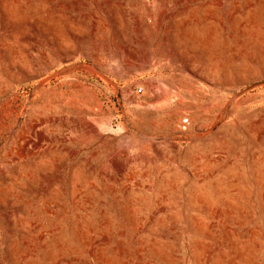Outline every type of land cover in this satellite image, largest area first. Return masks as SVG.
<instances>
[{
  "label": "rangeland",
  "instance_id": "1",
  "mask_svg": "<svg viewBox=\"0 0 264 264\" xmlns=\"http://www.w3.org/2000/svg\"><path fill=\"white\" fill-rule=\"evenodd\" d=\"M264 0H0V264H264Z\"/></svg>",
  "mask_w": 264,
  "mask_h": 264
},
{
  "label": "water",
  "instance_id": "2",
  "mask_svg": "<svg viewBox=\"0 0 264 264\" xmlns=\"http://www.w3.org/2000/svg\"><path fill=\"white\" fill-rule=\"evenodd\" d=\"M262 84H264V80L254 82V83H252V84H250V85L244 87V88L241 89L240 91H238V92L236 93V96H240V95H242V94H244V93H246V92H248V91H250V90H252V89H254V88H256V87H258V86H260V85H262Z\"/></svg>",
  "mask_w": 264,
  "mask_h": 264
}]
</instances>
